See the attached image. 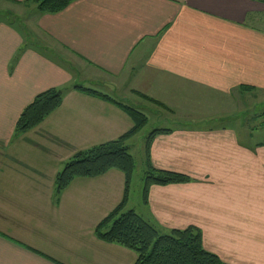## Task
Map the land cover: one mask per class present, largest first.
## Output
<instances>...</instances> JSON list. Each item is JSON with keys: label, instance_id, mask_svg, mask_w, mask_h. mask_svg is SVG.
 Returning a JSON list of instances; mask_svg holds the SVG:
<instances>
[{"label": "crops", "instance_id": "crops-1", "mask_svg": "<svg viewBox=\"0 0 264 264\" xmlns=\"http://www.w3.org/2000/svg\"><path fill=\"white\" fill-rule=\"evenodd\" d=\"M5 2L11 6L0 19V264L137 259L95 234L123 198L122 171L77 177L56 196V175L77 151L133 126L116 104L74 88L84 70L114 78L106 83L124 98L138 92L165 105L138 94L140 107L153 106V130H166L152 137L149 158L190 181L150 185L140 215L164 233L196 226L203 247L228 264H264V141L250 142L232 125L236 120L212 111L242 85L264 91V1L74 0L57 13ZM53 87L65 89L62 104L16 135L22 110Z\"/></svg>", "mask_w": 264, "mask_h": 264}, {"label": "trees", "instance_id": "trees-1", "mask_svg": "<svg viewBox=\"0 0 264 264\" xmlns=\"http://www.w3.org/2000/svg\"><path fill=\"white\" fill-rule=\"evenodd\" d=\"M73 1L23 0L27 4L34 5L39 13H57ZM74 88L116 104L131 117L133 126L113 140L77 151L56 175V196L59 197L77 177L93 178L103 175L111 169L120 170L125 175L124 195L120 203L96 226L95 234L99 239L119 244L136 252L137 259L134 264H228L218 255L203 247L201 231L196 226L191 225L185 229H173L171 232L161 233L155 224L134 209H126L136 168L135 158L130 153L129 141L146 126L148 116L143 111L95 88L79 84ZM240 89L251 91L255 87L242 85ZM64 94L65 89L59 87L49 88L38 93L20 113L15 125L16 135L38 126L62 104ZM163 131L166 130L155 129L146 138L145 163L147 171L143 188L145 202L147 201L148 188L152 184L165 185L190 181V177L184 173L157 169L151 164L149 158L151 139L156 133Z\"/></svg>", "mask_w": 264, "mask_h": 264}, {"label": "rangeland", "instance_id": "rangeland-1", "mask_svg": "<svg viewBox=\"0 0 264 264\" xmlns=\"http://www.w3.org/2000/svg\"><path fill=\"white\" fill-rule=\"evenodd\" d=\"M5 1L6 0L2 1V3L0 4V19H5L6 17H8L6 14V9L8 8V6H11V4ZM15 8L16 7H14L13 9ZM20 14L22 16L25 15V10L23 6H22V11L20 10ZM22 16H18V17H22ZM14 18L15 17L8 19L12 20ZM259 21H262L264 26V13L259 15ZM70 57L73 59L72 56ZM74 66L76 68V71L79 72L80 70H78L79 69L78 66H76V64H74ZM80 73H81V78L76 77L75 83L101 90L102 92L108 93L111 96L127 103L128 105L135 106L139 110L140 109L144 110L147 114L145 112L144 113L148 115L150 119V121L146 124V126L129 141V145L131 144L130 153L135 158L136 168L132 178V183L130 188V199L126 209H134L137 213L144 214L143 211H145V208L143 206L142 198H143L145 176L147 171L146 163H145L146 162L145 143L148 134L151 131H153V129L156 126H158L157 124L154 123V118H152L153 116H155L153 114V106L149 105V107H140V104L138 103L139 101L138 96L139 95L143 96L144 94L136 92L135 96H131L130 98H124L123 96L119 95L117 92L113 91L110 84L106 82L109 81L113 83L114 78H109V79L106 77L96 78L93 73L87 70H84V72L80 71ZM98 80H100V82L103 81L102 83H105L104 87H102V85L100 86L97 85L98 83L100 84ZM240 92L236 90L232 93L230 97H226L225 99L221 98V100L217 101V103H219V105H222L224 107H220L217 109L213 108L212 111L218 114L216 117H226L227 119L231 118L233 120H236L235 122H232V125H235L238 130L240 129V131L245 135V138H247V140L250 139V142H263L264 141V124H263L264 91L258 90L256 88L251 91L241 90ZM120 94L124 95L122 92H120ZM143 97L148 98V100L156 103L157 105L163 107L165 106L164 104H161V102L156 101L153 98H151L153 99L151 100L150 97L146 95ZM221 124L222 123H219L217 124V126H220ZM160 232L164 233V231L162 230H160Z\"/></svg>", "mask_w": 264, "mask_h": 264}]
</instances>
